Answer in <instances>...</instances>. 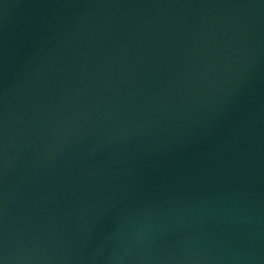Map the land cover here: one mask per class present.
<instances>
[{
  "label": "water",
  "instance_id": "1",
  "mask_svg": "<svg viewBox=\"0 0 264 264\" xmlns=\"http://www.w3.org/2000/svg\"><path fill=\"white\" fill-rule=\"evenodd\" d=\"M0 264H264V0H0Z\"/></svg>",
  "mask_w": 264,
  "mask_h": 264
}]
</instances>
